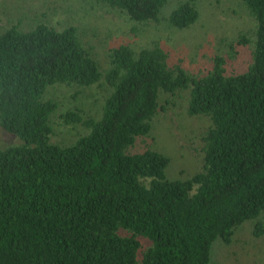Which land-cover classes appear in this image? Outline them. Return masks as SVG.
<instances>
[{"label":"trees","instance_id":"trees-1","mask_svg":"<svg viewBox=\"0 0 264 264\" xmlns=\"http://www.w3.org/2000/svg\"><path fill=\"white\" fill-rule=\"evenodd\" d=\"M70 2L81 26L35 16L27 29L0 27V130L19 141L0 145V264H210L214 244H230L244 222L263 234L264 0H240L252 31L202 69L158 40L110 45L101 68L83 37L97 32L85 21L97 7L189 27L200 17L193 0L167 16L168 0ZM95 84L106 93L87 112L79 95ZM58 87L72 91L60 97ZM179 103L199 119L201 158L171 177L166 151L145 143ZM78 125L73 140L53 141L57 126Z\"/></svg>","mask_w":264,"mask_h":264},{"label":"rangeland","instance_id":"rangeland-1","mask_svg":"<svg viewBox=\"0 0 264 264\" xmlns=\"http://www.w3.org/2000/svg\"><path fill=\"white\" fill-rule=\"evenodd\" d=\"M178 1L168 0L161 10L162 15L167 16ZM193 2L200 12V17L195 23L182 29L171 27L163 18L158 22L137 23L131 21L122 12L97 7L90 11L91 16L85 19L97 32L93 34L90 31L83 37H86V42L93 45L94 56L101 68H106L108 65L106 49L110 45L128 43L132 48L138 49L153 40H158L174 55L183 60L189 59L190 68L200 66L199 68L202 69L208 66L218 49H227L226 44L230 41L234 42L240 33L251 32L254 22L240 4V0H193ZM70 4V0H0V27H5L14 20V22L20 21L21 26L27 29L33 24L31 19L35 16L52 21L57 28L65 27L68 23L81 26L78 23L81 21L79 15L74 13L78 9L69 10ZM238 50L239 61L249 57L247 48L238 47ZM190 56H194L195 63ZM227 68L228 70L233 68L231 59H228ZM67 91L72 90L65 87L53 90L60 97H63ZM105 93V86L92 85L82 90L78 103L85 111L95 112L101 106ZM168 115L172 120L171 123L164 118L157 120L159 122L153 124L145 145L166 151L170 157L167 171L169 176L186 177L196 170L201 158L198 145L202 130L200 132L197 130L199 119L186 118L180 103L174 106ZM205 124L206 122L202 126L204 127ZM170 125L173 134H182V136L172 138L168 130ZM81 127L78 125L76 129H70V126H57L52 139L58 143L69 142L75 137L72 136L73 133L82 131L83 127ZM18 142L13 134L0 130L1 146L18 144ZM141 146L143 140H139L135 148ZM260 220L264 224V211ZM252 230L253 222H244L236 230L230 244L220 241L215 243L210 264H264V233L256 237Z\"/></svg>","mask_w":264,"mask_h":264}]
</instances>
